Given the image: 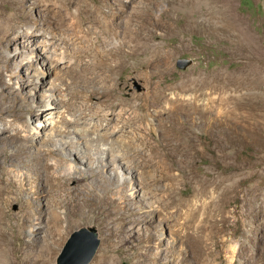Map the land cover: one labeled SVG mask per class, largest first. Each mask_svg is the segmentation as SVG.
I'll return each instance as SVG.
<instances>
[{"label":"rangeland","instance_id":"obj_1","mask_svg":"<svg viewBox=\"0 0 264 264\" xmlns=\"http://www.w3.org/2000/svg\"><path fill=\"white\" fill-rule=\"evenodd\" d=\"M27 1L35 6L34 0ZM85 1L93 8L100 2ZM127 1L125 11L120 1L103 2L110 17L120 22L117 34L110 37L87 11L80 26L64 31L58 25L62 24L59 15L48 17L43 6H36L33 22L42 29L41 39L49 43L54 35L59 44L63 42L61 56L68 61H61L64 64L41 48L31 50L24 44L6 48L15 56L9 70L0 65L5 83L2 108L9 110L1 123L13 124L9 126L13 137L0 138V166L2 173L9 172L0 174V244L8 245L0 263L34 264L52 253L51 264H57L73 231L96 227L101 243L89 264H97L104 254L110 264H264V0H198L204 7L194 5L190 16L186 3L180 4L169 27L143 18L147 0ZM16 7L12 0H0V14L9 16ZM72 8L77 10L75 5ZM126 29L153 31L151 42L159 44L165 56L154 62L153 52L141 51L127 58L112 79L104 80L93 65L95 46L105 48L102 40L121 41L118 35L125 37ZM123 40L124 50L130 51L129 40ZM179 58L192 59V64L180 69ZM152 74L156 86L171 89L162 106L149 111L143 95ZM190 79L203 80L207 92L183 90ZM114 83L121 100L136 95L133 106L129 102L104 105L107 97H99L102 92L112 97ZM173 92L194 102L170 107ZM55 97L60 105L51 99ZM48 103L53 108L47 109ZM123 108L127 114L143 112L148 118L126 127L118 115ZM53 109L62 110L65 121L73 114L74 126L49 122ZM111 118L115 122L110 124ZM76 125H89V138L99 136L108 145L115 143V151L87 161L85 151H76L72 143L87 150V139L64 135ZM119 135L130 136L138 144L130 147L117 141ZM123 153L129 161H122ZM130 160L138 166L136 176L128 167ZM68 167L78 170L76 177L57 178ZM81 184L93 185V194L78 196ZM151 210L153 219L143 227L136 224L137 235L130 244L116 242L118 231L130 228L136 214ZM32 215L40 217L35 223L43 226L35 235L29 224ZM163 217L174 226L161 222ZM189 220L190 226L177 232ZM199 229L207 234V251L200 254L182 238L183 232ZM51 230L57 234L54 247ZM144 230L163 241L159 260L138 235ZM110 231L116 233L113 251L107 248ZM27 242L29 250L22 246Z\"/></svg>","mask_w":264,"mask_h":264},{"label":"bare ground","instance_id":"obj_2","mask_svg":"<svg viewBox=\"0 0 264 264\" xmlns=\"http://www.w3.org/2000/svg\"><path fill=\"white\" fill-rule=\"evenodd\" d=\"M12 1H13V3H15L17 5V7L14 9V13H12L9 16L0 14V65H1V67L6 68L7 70H9L8 68L10 67V62L13 61L12 59H14L13 57L15 55H12L9 51H6V48H10L12 46L21 45V44L27 45L28 47L31 48V50H33V49L38 50L39 48H41L44 50L45 53L49 52L53 56H58V58H56V59H59L60 64L61 63L64 64V62L66 61V59H64L65 56H61V53H63L65 51L62 49L63 42L59 44L58 40L55 38L54 35L51 38H49V43L47 42L46 38H45L46 40H44V41L41 39V36L45 37L43 32H42V29L39 28L35 22H33V14H34V9L36 8V6H40V7L43 6L44 8L42 7L41 10H43V12L46 13V16H48V17L50 14L59 15L61 17L62 24L59 22L58 25L62 26L64 31H65V28L70 29V28H74L75 26H80L82 24V21H83L82 13L84 11H87L88 13L91 14V16H92L91 19L94 22H98L100 25H102L104 27V29L108 32L109 37L111 35L113 36V35L117 34V32H115V31H117V26L120 23L118 20L110 17V12L106 8L105 4L103 3L104 0H100L98 6H96V8L91 7V5H89V3L86 2L85 0H73V2L71 0H65V1H61V0H34L35 6H33V7L28 4L27 0H12ZM115 1H120V4L122 6V10H124V11H125V8L130 5V2L127 0H115ZM185 1L186 0H147L146 1L147 2V7H146L147 10L146 11L142 10L144 12L143 18L154 23V24H156L157 26L169 27V26H171L172 19H174L172 12H174L176 10H180V4L186 3V5L184 7L188 8V9L187 10L184 9V10L186 11V13L189 16L191 15V12H192L191 8L194 7V5L199 7V8L204 7L203 4L197 3L198 0H188L186 2ZM73 5H75L77 7L76 11L73 10V8H72ZM145 14H146V16H145ZM26 26H28L29 28L24 29ZM54 26L56 27V25H54ZM22 27H23V31L21 30ZM50 34H51V31H50ZM124 35H125V37L122 34H120V36L118 35V37H122L121 41H114V42L110 41L109 42L107 40H102L105 48H101V46L98 44L95 46L96 61L93 63V65H94V68L97 72L101 71L103 73L104 80L110 79V78L112 79L114 73L118 69H121L127 63V61H126L127 58H133V56H135L137 53H139L141 51L153 52L154 54H152V57L154 59L153 60L154 62L157 60H161V58H163L165 56V54L163 53L165 50H163V48L159 44L158 45L154 44V43L152 44V42H151L152 39L155 38V34L153 31H151L149 34H145L141 31L126 29ZM53 37H54V39H52ZM123 39L129 40L128 43L131 44L130 45L131 46L130 51L124 50V48H123L124 40ZM102 41L100 40L98 42L102 43ZM109 44L112 45V48L108 47ZM89 47L90 46H88V48H87L88 50H89ZM106 47L110 50H106ZM75 52L77 53L76 49H75ZM72 55H75L73 53V51H72ZM61 61H64V62H61ZM42 62L44 63V65L48 66V64H46V59H43ZM66 62H68V61H66ZM29 75H31V74H29ZM155 77H156L155 74H152L150 76V78L147 80L148 85H147V88L145 89L146 92L144 93V95L142 94L143 97H146L145 98L146 99V106L149 105V109H148L149 111H150V109H153V108L156 109V108L161 107L162 104L164 103V101L168 98V95H169L168 90L171 89V87H168V89H166L164 84H161V86H162L161 88L156 86V84H154V82H153ZM99 80H101V79H99ZM3 81L4 80L2 79V75H0V138L6 137V136L13 137V133H11V131H10V129H11L10 127H12L13 124L11 122L10 123L7 122L5 124L1 123L3 120H7L6 116H8V112H9V110L7 108H4V110L2 108L3 99L1 97V93L5 89V83L3 84ZM115 87H116V83H114V86L112 85V87L110 88V92H113L112 97H109L110 95H107L103 92L100 95L99 98H101V99L107 97V98H105V100H107V103L104 105L105 106H117V105L119 106L120 104L129 102L133 106V104L135 103V99H136L135 96L136 95L131 96L129 99L121 100L115 94L116 93ZM181 88L183 90H188V89H193V88H201L203 90L202 93L207 92L206 91L207 86H206L205 82L203 80H200V79H190L189 83H185L184 85H182ZM176 93L177 92H173L172 97L169 98L170 107H172L173 105H176V108H177L179 106L178 103L179 104L180 103L181 104L182 103H184V104H190L191 103L192 104V102H194L192 100V97H191V100H189V99L183 98L182 96H176ZM178 94H180V93H178ZM91 97L95 98L96 95L94 93H91ZM51 99L54 101V103L56 105H60V99H58L56 97L51 98ZM193 99H194V97H193ZM216 102L218 103L219 99H217ZM46 107H47V109L53 108L51 103H48ZM124 110L125 109L123 108L119 112L118 115H119L120 120L124 121L126 127L131 126V124L133 122H136L138 120H145L148 118V115L143 114V112H142V114L140 113V115H133L132 113H129V112L127 114L126 111H124ZM52 112H54L55 115H54V117L47 118L49 120V122H51V121L52 122L64 121L65 124H67V125L70 124L71 126L72 125L74 126L76 119L74 118L73 114H71L67 118V121H65L66 119L65 120L62 119L63 118L62 110H55L54 111V109H53ZM169 112H171V111H169ZM95 113L97 115H99V117L104 116V113L101 111L100 112L96 111ZM14 116H15V114H14ZM113 119L114 118L110 119L111 120L110 124L115 122V120H113ZM76 126H77V127H75L76 129H74L73 131L68 132L67 134H64V135H68L67 136L68 138L75 140L78 138V134H79V135H83V137L85 139H87L86 140L87 141V148L86 149L87 150L89 149V152L87 150H85V148L82 145L77 144L74 141L72 142L75 145L74 148L76 151H83V152L85 151L84 153L87 155L85 158L86 159L88 158L87 161L95 160V159H103V158H105V156H97V155H100V154L105 155V154H108L109 151H113V152L115 151L116 146H115L114 142H113L114 145L113 144L108 145L106 142H103V140L99 136H98V138H92V139L89 138V132L91 131V128L89 125H86L85 127H80L78 125H76ZM123 126H124V124H123ZM18 128H15L16 136L19 134V133H17V132H19ZM117 141H125L126 143H128V145L130 147H135L138 144L137 142H135L133 140V138L131 139L130 136L119 135V136H117ZM122 149L125 150L124 148H122ZM125 154L126 153L122 154V155H124L121 158V159H124V160H122L123 162L129 161V159L127 158V156H125ZM117 155L120 156L121 153H118ZM125 159H128V160H125ZM12 160H13V157H11V159L6 160V161L11 162ZM115 160L117 162H119L120 157L116 158ZM0 161H1V155H0ZM128 165H129L128 167L131 168V170H132L131 171L132 176H136L135 170H137L138 166L134 165L131 160H130V163ZM2 169H3V166H0V174L2 173ZM4 170H6V169H4ZM4 170H3V173L5 172V173L9 174L8 171H4ZM77 171L78 170L73 169V167H68L67 170L63 174H61L60 177H57V178H64L65 180H70V179L76 177ZM125 184H126V181H125ZM92 191H93V185L81 184V187H80L81 195H78V196L85 197V193L88 192V193L93 194ZM151 193H153V192H151ZM120 198L122 199V197H120ZM113 204H114V202H113ZM155 212H160V210L156 209ZM135 214L136 213H134V215ZM30 218L31 219H30L29 224L32 227L31 234L35 235V233L38 231V229L43 228V226H42L41 222L35 223V221L39 220L40 217L34 218L32 215ZM55 218H59V215L56 214ZM152 219H153V210L143 211L142 213L136 214L134 216V218H132V223H130L132 226L130 228H128L125 231L124 229H126V228L123 227L118 231V233H117V235H118L117 239L118 240H116V242L119 244H124V245L130 244L132 242V238H136V235H137V232L135 230L136 224L140 223L141 226L143 227V224L148 225ZM164 221H167V223L171 227L174 226L171 219H169L167 217H163L161 219V222H164ZM190 223H191V220L186 221L184 224L182 223V227L179 230H177V232H181V230L183 229V226H184V228H188L190 226ZM51 233L53 235L52 238L55 240L51 243L52 246L54 247V245L58 241L57 238L55 237V236H57V234L55 233L54 230H51ZM153 234L150 231L144 230L143 232H141L138 235H142L144 237V239H146V242L148 244H150V248L152 247L153 250L155 251L154 257L157 260H159L160 257H162L163 241L160 239V236L155 237ZM182 234H181L183 236L182 238L185 240H188L189 242L191 241V244L193 245L194 250H197V252L199 251V254L205 252V250L207 251V249H206L207 248V241H206L207 240V234L205 231L199 229V230H194L192 232H190V231H187L186 233L183 232ZM115 235H116V233L110 231L106 237L107 248L110 251H113V249L115 247V245L113 244V242H115V240L113 239V237ZM152 244H155V246L153 247ZM7 246L4 244H0V254L1 253L3 254V252L6 251V249L8 248ZM22 246H23V249H25V250L30 249V244L28 242L23 243ZM51 249H54V248H51ZM205 254H207V253H205ZM52 256H53V254L51 253V254L39 257V259L36 260L34 264H51ZM108 256L109 255H106V254L102 255V257L99 259L97 264H110L109 260H108L109 259ZM202 260H204V259H202Z\"/></svg>","mask_w":264,"mask_h":264},{"label":"water","instance_id":"obj_3","mask_svg":"<svg viewBox=\"0 0 264 264\" xmlns=\"http://www.w3.org/2000/svg\"><path fill=\"white\" fill-rule=\"evenodd\" d=\"M192 59L179 58L177 66L186 69L192 64ZM101 240L96 227H82L68 236L61 252L57 257V264H89L94 258ZM123 264H128L124 262Z\"/></svg>","mask_w":264,"mask_h":264}]
</instances>
